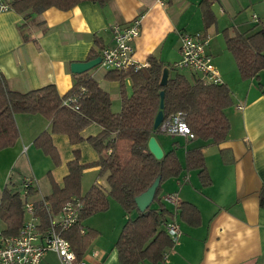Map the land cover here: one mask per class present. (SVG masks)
<instances>
[{"label": "crops", "instance_id": "obj_1", "mask_svg": "<svg viewBox=\"0 0 264 264\" xmlns=\"http://www.w3.org/2000/svg\"><path fill=\"white\" fill-rule=\"evenodd\" d=\"M5 1L9 9L0 13V75L8 89L24 93L52 85L63 96L74 85V75L90 76L109 96L111 92L112 96H119L115 108L110 97L113 113L120 110L119 84L105 78L109 72L98 66L83 74L70 71L71 64L90 61L92 53L95 59L102 48L113 45V26L128 24L141 16V34L133 43L136 61L147 64V58L155 56L171 68L180 59L181 34L207 37L206 51L221 83L230 91L232 105L225 110L230 128L226 138L217 144L182 135H176L182 140L172 137L170 141L166 137L170 134L160 131L152 136L163 156L172 152L183 168L187 151L201 148L210 179L208 186H202L197 171L184 170L160 184L159 200L171 213L164 224L176 222L181 232L160 264H264V72L258 78L243 80L225 48L223 36L224 30L232 37L264 27V0H166L164 5L156 0H110L103 6L84 1L67 11L52 7L25 16L10 7L14 0ZM202 1L210 5L213 15L207 29L200 9ZM212 35L223 37V43L211 44ZM168 67L164 69L169 77L175 69ZM180 72L191 79L190 72ZM125 91L130 95L129 79L125 80ZM15 123L19 133L16 144L0 151V199L3 189H10L9 171L23 169L24 155L35 181L29 197L34 199L33 203H46L44 198L51 191L48 179V190L39 186L38 181L45 176L33 171V162L44 161V169L60 185L74 152L79 153L80 164L98 160L87 142L70 145L65 135L53 134L52 143L61 158V165L54 167L48 157L32 146L36 137L48 130V121L37 114L18 113ZM100 131L98 125L91 124L80 135L87 139ZM86 170L98 173L97 167ZM98 177L102 181L96 180L94 184L106 188L105 176ZM166 196H174L175 204L166 202ZM108 200V211L81 221L85 230L99 233L82 257L86 264H120L114 244L124 224L137 216L138 210L125 214L121 207H112V199ZM183 202L198 211L196 225L181 218L179 206ZM41 211L44 214L43 207ZM52 258L59 264L53 252H48L40 264H51Z\"/></svg>", "mask_w": 264, "mask_h": 264}, {"label": "trees", "instance_id": "obj_2", "mask_svg": "<svg viewBox=\"0 0 264 264\" xmlns=\"http://www.w3.org/2000/svg\"><path fill=\"white\" fill-rule=\"evenodd\" d=\"M84 1L103 6L110 0H14L10 7L25 16L39 14L52 7L67 11ZM200 9L204 29H207L213 21L210 5L202 1ZM223 36L225 48L232 55L240 77L243 80L258 78L264 72V27L232 37L224 30ZM94 57L96 55L92 53L88 59ZM167 67L155 56H149L147 66L138 71L107 73V80L119 84L118 113L111 110L109 94L90 76L74 75V85L60 96L52 85L24 93L11 91L0 75V151L14 147L19 138L15 115L26 113L40 115L48 121V130L39 134L33 144L50 158L54 166L59 165L60 158L52 143L53 134L65 135L70 145L85 141L98 155L96 162L83 165L79 162V153L74 152L73 160L67 163L68 173L60 185L47 173L51 191L44 201L52 211L59 212L65 203L75 198L82 204L80 222L62 233L78 259H82L90 244L99 236L98 232L87 228L81 234L80 228L84 227L81 221L107 211L108 198L115 201L125 214L137 210L135 198L159 178L152 202L156 206L151 205L144 212L138 211L135 219L128 220L114 247L120 264L163 263L166 250L173 247L174 241L161 228L171 213L159 200L160 184L177 177L184 170L197 171L202 186L210 184L201 148L187 151L183 168L172 152L160 160L155 159L147 143L158 131L153 125L160 111L161 92L163 121L172 114L182 112L193 140L210 141L211 144L223 141L230 128L225 114V110L232 105L230 91L223 84H207L194 73L189 80L177 69L162 86V72ZM126 79L131 84L130 95L125 91ZM71 100L75 101L73 106H77V110L66 104ZM91 124L98 125L101 131L84 139L80 133ZM93 167L98 168L99 176H105L106 188L94 184L81 194L82 173ZM34 205L40 219L46 223L45 212L41 211L43 203L35 202ZM179 209L183 220L191 225L198 223L199 213L193 205L183 202ZM23 216V200L19 194L4 188L0 199V228L4 235H16L23 224Z\"/></svg>", "mask_w": 264, "mask_h": 264}, {"label": "built area", "instance_id": "obj_3", "mask_svg": "<svg viewBox=\"0 0 264 264\" xmlns=\"http://www.w3.org/2000/svg\"><path fill=\"white\" fill-rule=\"evenodd\" d=\"M166 0H156L164 5ZM9 9L5 0H0V13ZM141 16L134 18L130 23L112 27L111 47H104L99 53L100 62L97 65L103 71L123 73L138 71L147 66L140 64L134 57L133 43L141 34ZM207 37L201 34H181L179 55L180 59L173 65L179 71L194 73L207 84L222 85L218 72L212 65L211 56L207 53ZM66 104L78 109L75 101H67ZM158 131L170 135H182L193 139L184 114L177 112L172 114L158 127ZM35 181L27 179L23 182V211L27 218L16 235L6 236L0 228V264H40L48 252H53L59 264H86L83 259H78L71 249L69 241L62 236V233L73 228L80 222V211L82 204L78 199H73L64 204L61 210L54 213L50 206L43 203V210L46 215V223L40 219L33 202L26 198L35 188ZM164 200L175 204L174 196H166ZM166 234L175 242L181 232L176 222L164 224ZM81 234L85 233L80 228Z\"/></svg>", "mask_w": 264, "mask_h": 264}, {"label": "rangeland", "instance_id": "obj_4", "mask_svg": "<svg viewBox=\"0 0 264 264\" xmlns=\"http://www.w3.org/2000/svg\"><path fill=\"white\" fill-rule=\"evenodd\" d=\"M210 43L211 44H222L223 43V37H221V36H219V38L217 37H213V35H212V37L210 38ZM93 70H95V69H93ZM185 72V71H184ZM112 93V92H111ZM110 93V97H111V99L113 100L112 102H113V105H114V107L113 108H115V106H116V102H115V99L116 98H119V96L118 97H115V96H112L113 95V93L111 94ZM118 95V94H117ZM115 102V103H114ZM166 137H170L171 138V140L170 141H172V137L173 138H177V140H182V138L181 137H177L176 135H169V136H166ZM182 142L183 141H179L178 143H180V144H182ZM32 146H33V148L35 149V150H39V152H41L42 153V156H45L44 155V153L40 150V149H38L33 143H32ZM33 150V149H32ZM25 153V152H24ZM29 155H30V153H29ZM45 157H47V156H45ZM49 158V157H48ZM59 158H60V155H59ZM21 159H24V160H26V157H25V155H24V157H22ZM50 159V158H49ZM61 159V158H60ZM23 160V162H22V165H23V169L22 170H18V169H11L10 171H9V175L8 176H10V178H11V180H10V182L8 183L9 184V186H10V189H11V191L14 193V192H16V193H18L19 194V196H20V198L23 200V202H24V200H25V198H24V194H23V182L25 181V180H27V179H33V175H32V172H31V169H30V167L29 166H26L25 165V161ZM50 162H52L51 160H50ZM209 163V162H208ZM44 161L42 162V161H36L35 163L33 162V171L35 172V173H43V175L45 176V177H43L42 179H40L39 181H38V183H39V186L42 188V189H44V190H48V188H47V173H48V170L45 168L44 169ZM52 165H53V163H52ZM61 165V160H60V163H59V165H57V166H54V167H59ZM96 180H100V181H102L101 180V178H99L98 177V173L96 172V171H94V170H86V171H83V173H82V176H81V194H84L86 191H88L89 190V188L96 182ZM103 184V183H102ZM9 189V190H10ZM26 200L27 201H29V202H32V201H34V199L32 198V199H30V198H26ZM111 202H112V207L113 206H115L116 208H118L119 210H121L120 209V206L115 202V201H113V200H111ZM168 206V205H167ZM169 207V206H168ZM170 208V207H169ZM108 211V210H107ZM102 213V212H101ZM27 218V215L26 214H24V219H26ZM44 259V258H43ZM42 259V260H43ZM48 261V260H47ZM54 262H56L55 261V258H52L51 260H50V263L51 264H55Z\"/></svg>", "mask_w": 264, "mask_h": 264}, {"label": "water", "instance_id": "obj_5", "mask_svg": "<svg viewBox=\"0 0 264 264\" xmlns=\"http://www.w3.org/2000/svg\"><path fill=\"white\" fill-rule=\"evenodd\" d=\"M100 62V58L97 57L93 60L87 61V62H79V63H73L70 66V71L73 74H83L88 71L93 70ZM168 79V72L167 69H164L162 72L160 85L165 86ZM160 111L155 117L153 128L154 130H157L161 122L163 121V115L161 109L163 108V92L160 94ZM147 147L149 152L153 155V157L157 160H160L163 158L162 150L160 149L159 145L157 144L154 137H150L147 143ZM160 179L157 178L153 184L141 195L135 198V205L139 212H144L146 209L150 207L154 200L155 192L157 187L159 186Z\"/></svg>", "mask_w": 264, "mask_h": 264}]
</instances>
